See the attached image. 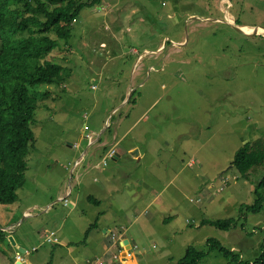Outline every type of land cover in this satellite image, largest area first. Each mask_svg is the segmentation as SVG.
I'll return each mask as SVG.
<instances>
[{"label": "rangeland", "instance_id": "1", "mask_svg": "<svg viewBox=\"0 0 264 264\" xmlns=\"http://www.w3.org/2000/svg\"><path fill=\"white\" fill-rule=\"evenodd\" d=\"M229 13L264 27V0H100L81 12L50 55L63 84L34 94L37 141L18 201L0 204V264L19 254L27 264H79L78 255L83 264H177L189 246L208 251L211 238L240 261L260 259L264 209L240 216L264 168L245 177L233 160L264 137V33L239 32ZM103 131L109 147L121 142L118 159L89 145ZM104 175L114 177L100 189ZM72 184L71 213L59 196ZM227 218L237 219L230 230L202 224ZM104 226L118 230L109 253ZM200 264L232 263L215 250Z\"/></svg>", "mask_w": 264, "mask_h": 264}, {"label": "trees", "instance_id": "2", "mask_svg": "<svg viewBox=\"0 0 264 264\" xmlns=\"http://www.w3.org/2000/svg\"><path fill=\"white\" fill-rule=\"evenodd\" d=\"M99 2L0 0V204L16 203L18 190L26 184L28 156L37 141L32 128L37 115L34 94H50L39 91L38 85L63 84L64 67L51 60L50 55L61 48L59 40H70L74 22L81 12ZM236 24L241 25L238 18ZM233 166L245 177L258 174L264 168V137L245 142L236 152ZM263 190L264 174L256 186L254 203L241 207V218L264 209ZM89 199L100 202L93 196ZM236 222L235 218L205 219L202 224L230 230ZM95 227L97 222L91 224L86 237ZM4 236L2 232L0 239L3 241ZM207 244L208 251L189 246L177 264H200L215 250L229 258L232 264H264V254L253 262H244L214 238L208 239Z\"/></svg>", "mask_w": 264, "mask_h": 264}, {"label": "crops", "instance_id": "3", "mask_svg": "<svg viewBox=\"0 0 264 264\" xmlns=\"http://www.w3.org/2000/svg\"><path fill=\"white\" fill-rule=\"evenodd\" d=\"M101 134V136H100V140H98V138L99 137H97L96 136V142H94V143H91L90 142V146H92V145H94V144H96V149H98V148H102V152L105 154V156H109V157H111L110 156V154L113 152V151H115V154L111 157V158H117V157H121L122 156V154L120 153V152H122V150L123 149H117L118 147H120V146H122V144H121V142L119 143V145H118V147L117 148H113V146H111V147H109V145H108V140L107 141H102L101 140V138H102V136L103 135H105L106 134V131H103V132H101L100 133ZM116 135H117V133H115V138H117L116 137ZM112 145V144H111ZM88 148H90V147H88ZM125 149H127V152H129V148H127V147H125ZM124 151V150H123ZM118 159V158H117ZM114 176H112V175H104V181H102V180H98L97 178L95 179V182L96 183H98V184H100V189H103V188H105V184L106 183H108V182H110V180L113 178ZM80 178H82V175H81V177ZM80 180V179H79ZM78 179H77V185H80V181H79ZM74 186H73V184L72 185H70V187H68L67 188V191H66V195L65 196H59V200H61V201H63V199L64 198H66L69 194V197H71V196H73V193H74ZM109 192V190H106V193H108ZM77 195V198H78V195H79V193L78 194H76ZM90 197V196H89ZM89 197H88V200L90 201V202H92L90 199H89ZM94 197V196H93ZM98 201H100L99 203H95L96 205H98V206H101L100 204H102L103 203V200L102 199H100V198H97V197H95ZM79 199V198H78ZM58 200V201H59ZM64 202V201H63ZM78 202V201H77ZM77 202H72V201H68V205L70 204V206H71V213L73 212L72 210H76L77 208H78V205H77ZM67 205V206H68ZM34 207H38L37 205H35ZM69 207V206H68ZM49 209H51V207H48V208H45V209H43V211H45V212H49L50 210ZM25 214H28V213H26L25 212ZM26 216V215H25ZM97 227L99 226V219H97ZM97 227H95V228H97ZM88 231V230H87ZM113 231H118L117 229H113V228H110V227H107V226H104L103 228H102V233L104 234V239H102V241H101V246L103 247V250H105L107 253H109V252H111V250H112V248H111V246H112V241H111V238H110V233L111 232H113ZM47 233V232H46ZM90 234H88V236L86 237L85 236V238H84V240L81 242V243H86L87 244V242H89L91 239V237H92V231L91 232H89ZM97 236H99V234H97ZM13 240V239H12ZM11 240V242H13ZM123 242L120 244V246H123V244L124 245H127L126 244V238H125V235H124V237H123ZM13 243H15V241L13 242ZM79 243V242H78ZM75 244H77V242H75ZM53 245H56V246H58V245H61V242L60 243H58V244H53ZM113 250H115V249H113ZM112 250V251H113ZM127 250H124V254H126L125 252H126ZM73 251L71 250V247H69L68 248V250H67V252L66 253H68V254H71ZM115 252V251H114ZM118 252H115L114 254H117ZM78 255V254H77ZM81 258H82V256L81 255H78V257L77 258H75V260H78L79 261V264H83L84 263V261H81L80 262V260H81ZM113 258H114V256H113ZM99 261H102V260H98V261H96V262H99ZM29 263H31V264H33L32 262H28V264ZM17 264H21L19 261H17ZM47 264V263H46Z\"/></svg>", "mask_w": 264, "mask_h": 264}, {"label": "bare ground", "instance_id": "4", "mask_svg": "<svg viewBox=\"0 0 264 264\" xmlns=\"http://www.w3.org/2000/svg\"><path fill=\"white\" fill-rule=\"evenodd\" d=\"M234 17L229 13V20H228V23H230V24H233V25H235L236 24V22L234 21V19H233ZM238 25V24H237ZM243 31H245V32H248V31H251L252 32V30L254 29V28H251L250 26H241V25H238ZM258 32L259 33H264V28H262V27H258ZM64 204L65 205H67V199H64ZM37 248H34V250H36ZM22 250V249H21ZM33 250V251H34ZM26 250L25 249H23V252H25ZM118 257V256H117ZM18 261L21 263V264H27L26 263V261L23 259V257L19 254L18 255ZM29 264H31V263H29Z\"/></svg>", "mask_w": 264, "mask_h": 264}, {"label": "water", "instance_id": "5", "mask_svg": "<svg viewBox=\"0 0 264 264\" xmlns=\"http://www.w3.org/2000/svg\"><path fill=\"white\" fill-rule=\"evenodd\" d=\"M199 19V18H196V17H192V19ZM226 23H228V20H226ZM229 25H231L232 27H234L236 30H238L239 32H241V33H243V34H246V35H257L259 32H258V27H254V29L252 30V32H249V33H247V32H245V31H243L237 24H235V25H233V24H230V23H228ZM262 28H264V27H262ZM22 251H23V249H22Z\"/></svg>", "mask_w": 264, "mask_h": 264}, {"label": "built area", "instance_id": "6", "mask_svg": "<svg viewBox=\"0 0 264 264\" xmlns=\"http://www.w3.org/2000/svg\"><path fill=\"white\" fill-rule=\"evenodd\" d=\"M114 154H115V151H113L110 154V156L112 157ZM112 238L115 239V240H118L120 237H117L116 235H113ZM48 240L51 241V242H57L58 241V238L56 237V235H55L54 232H51V234L48 235Z\"/></svg>", "mask_w": 264, "mask_h": 264}, {"label": "clouds", "instance_id": "7", "mask_svg": "<svg viewBox=\"0 0 264 264\" xmlns=\"http://www.w3.org/2000/svg\"><path fill=\"white\" fill-rule=\"evenodd\" d=\"M230 1V0H229Z\"/></svg>", "mask_w": 264, "mask_h": 264}]
</instances>
